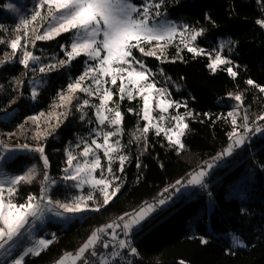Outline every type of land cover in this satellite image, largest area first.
Masks as SVG:
<instances>
[{
	"label": "trees",
	"instance_id": "obj_1",
	"mask_svg": "<svg viewBox=\"0 0 264 264\" xmlns=\"http://www.w3.org/2000/svg\"><path fill=\"white\" fill-rule=\"evenodd\" d=\"M5 2L0 0V25H3L0 39L8 40L19 23L4 8ZM162 9L173 17L184 15L195 28L204 29L201 37L204 47H210L219 38H230L231 66L237 71V77L233 79L224 70L229 65L212 72L208 68L210 57L207 54L194 56L183 51L182 59L163 61L146 56L149 66L156 71L162 70L165 76L182 86L180 96L176 97H181L187 110L193 113L192 117L186 118L189 129L181 138L184 148L178 151L170 146L164 134L157 136L154 129L147 134L146 149L141 134L140 140L131 139L132 132L136 128L142 129L145 123L140 118L141 100H120L124 120L119 154L126 155L128 160L123 173L118 171V159L112 164L113 172L120 177L112 185L119 184V192L99 211L86 210L81 218L69 221L67 228L57 230L51 245L38 256H27L24 264H51L64 253L78 249L93 231L112 218L122 217L146 202L157 201L158 194H168L177 181L186 179L208 161H218L219 154L228 147L232 131L227 113L237 102L228 93L238 91L244 94L240 110L243 115L247 111L253 129L245 134L246 138L240 145L243 148L241 156L231 161V156L227 155L226 163L213 171L205 192L192 190L195 195L191 198L181 192L179 200L173 197V203L155 212L151 220L132 234L137 249L135 264H179L181 260L186 264H264V132L256 135L252 124L256 116L264 112V93L245 83L252 79L257 85L264 86V29L255 23L257 18L264 17V5L258 0H165ZM206 15L211 20L205 19ZM35 23L38 25L40 21ZM19 34L23 35V32ZM61 45L69 46L67 34L63 33L51 41H37L34 47L29 43L28 50L39 56L40 61L30 62L28 69L19 64L18 58L0 65V141L13 149L5 154L11 159L0 161V171L19 175L31 163L38 170L33 184L20 185L19 202H23L20 198H26L30 192L39 196L45 169L38 153L15 148L17 144L36 146L39 143L45 147L49 160L46 171L51 181L48 195L53 200L68 202L91 191L86 186L77 188L75 181H64L63 177L66 144L77 140L90 142L101 126L95 109L86 107L83 113L77 111V101L74 100L69 106L70 114L60 118L63 122L59 127H55L56 115L49 116V113L65 111L64 108L53 109L52 105L54 102L59 104L58 93L65 92L67 85L85 68L84 56L60 67L57 62L67 59ZM175 49L171 47V50ZM5 52L11 53V49L7 44H0V59ZM52 64H57V67L46 73L39 71L42 65ZM16 80L23 83L17 84ZM35 81L42 83L33 100L31 93ZM116 90L117 87L113 92ZM77 95L81 101L89 99L90 104H98L95 97H88L85 93ZM113 100H119V96L114 95ZM129 108L134 112H128ZM40 113L45 114V119L39 130L47 129L49 135L37 141L33 139L36 126L28 121V117ZM82 114L83 120L80 119ZM261 122L258 124H263ZM21 124L25 125L26 131L18 128ZM10 133L16 135L10 136ZM92 193L95 201L87 203L89 207H97L103 202L102 196L97 190H92ZM50 226L58 229L60 224L52 223ZM225 232L237 234L246 247L233 248L224 240H214L216 235ZM201 237L208 243L202 244Z\"/></svg>",
	"mask_w": 264,
	"mask_h": 264
},
{
	"label": "snow or ice",
	"instance_id": "obj_2",
	"mask_svg": "<svg viewBox=\"0 0 264 264\" xmlns=\"http://www.w3.org/2000/svg\"><path fill=\"white\" fill-rule=\"evenodd\" d=\"M164 2L165 0H158V2L157 0H145L143 4L137 5L132 0H36L30 18L20 20V23L13 30L12 38L8 40L0 39V44H7L8 48L11 49V53H4L3 58L0 59V65L18 58L19 64L28 69L30 62L38 63L40 61L39 56L28 50L29 43L34 47L37 41H51L63 33H74L69 46H60L67 59H61L57 64L63 67L84 56L87 58L85 68L79 76L67 85L66 92L58 93L59 104L54 102L52 105L53 109L64 108L65 111L58 114L49 113V116L56 115L57 123L55 127H59L60 123L63 122L60 118H66L70 114L69 106L75 100L77 101L75 105L77 111L83 113V109L86 107L95 109L97 122L112 129L111 131H97L96 134L102 137L103 143H99L95 138L90 143L84 142L83 149L79 152V156L83 157L82 161L78 160L77 156L73 155L71 151L66 150L67 167L64 169V181H75L74 186L77 188L87 184L91 189L99 191L103 197L102 204L91 209H89L87 201H95L92 191H89L86 196H76L68 202L53 200L48 195L47 182L50 178L46 170L49 167V160L42 144L38 143L36 146L27 143L15 145V148L38 153L45 171L43 172V180L40 181L39 196L30 192L26 198H20L23 199V202L18 201L20 185H30L36 181L38 175L36 166L33 165L23 175L7 176L0 171V250H3L4 257L11 256L14 241L22 234V229L26 225L34 224L36 221L42 222L46 214L51 213L56 217L66 219L86 210L99 211L101 207L108 205L117 195L120 185L117 184L113 188L112 184L114 181L120 180V177L113 172L112 164L118 159L120 164L118 171L123 173L125 161L128 160L126 155L119 154L122 147L121 141L119 139L112 141V138L120 136L123 130L124 115L120 110V100H124L126 97L129 101H132L137 96L143 100L142 116L140 118L146 123L142 129L137 131L141 133L145 140V149L147 148V134L150 129H155L157 136L163 133L169 145L174 146L178 151L184 148L181 138L185 135V130L189 129L186 117H192L193 113L187 110V105H183L186 109L185 113L180 114L177 112L172 115L169 119L174 123L170 127H164L162 122L165 121L166 117L163 114L167 113L169 108L180 107L181 105L175 101L159 98L167 95L166 90L155 87V82L149 80V70L143 61L137 59L133 54V49H136L143 56L155 57L162 61L167 60L166 47L178 33L181 37L180 43L183 44L184 48H187L188 52L193 53L194 56L205 54L204 50L194 43L199 36L203 35L204 29L191 28L189 25H183L182 28L178 29L173 22L166 19L152 22L153 17L163 15L160 9ZM258 2L264 5V0H258ZM8 7L12 8L11 5ZM205 19L211 20V17L206 15ZM37 21H40L38 25L35 23ZM255 23L264 29V17L257 18ZM2 28L3 25H0V29ZM21 31L23 35L19 34ZM153 42H155L154 45ZM223 47L224 45H221V48ZM181 50L177 46V57H179ZM180 58L182 59V57ZM57 64L42 65L39 71L46 73L55 69ZM135 65H139V68H136ZM221 65H229L224 70L233 79L237 77V71L231 66L232 61L217 52L214 58L210 57L208 68L212 72H216ZM109 79L113 86L117 84V80L120 81L116 92L105 86L109 83ZM86 81L90 82L85 83ZM16 83L21 84L23 82L16 80ZM245 83L258 88L261 93H264V86L257 85L252 79H247ZM77 93H85L88 97H96L99 103L90 104L89 99L81 101ZM114 95H118L119 100L114 101ZM228 95L238 103L233 111L228 113L232 123V131L229 133V139L232 143L220 154L221 156L230 155L234 146L243 144L246 138L244 134L253 131L249 125L247 111L242 117V123L238 124L236 119L237 110L243 104V92H230ZM31 96L35 100L37 92L33 90ZM153 99H155V108L160 110L161 114L158 119L161 123H153L156 119L151 115L154 109L150 108V102ZM110 104L113 106L110 107ZM128 112H134V109L129 108ZM44 115V113H40L28 117V121H31L37 129L33 134L34 140L39 141L49 135L47 129L44 131L39 130L40 118ZM80 119H84V114L81 115ZM258 121H264V112H261L252 121L256 132H264V127H261L257 123ZM49 127H52V125H49ZM18 128L22 132L26 131L24 124L19 125ZM240 128L243 129V133L239 132ZM9 135L16 134L10 133ZM141 136L134 134L133 138L140 140ZM0 149H3L0 151V161L11 159L10 156L5 154L6 152L10 153L13 150L12 147L0 141ZM98 151H102L103 157L108 161L106 168L101 163V157L97 154ZM137 167H140L139 163H137ZM208 167L211 168L212 165L210 164ZM97 170L100 171L99 178L93 175ZM105 173L110 175L111 179L107 178ZM206 174L205 170H201L195 173L187 183L206 187L202 184L203 177ZM52 183H55V181H52ZM176 183L180 184L181 182L177 181ZM165 202L164 199H161L158 204L163 205ZM154 211L155 206L147 204L133 214L125 213V216L119 217L123 221L125 237L134 227L141 225V222L145 221ZM125 217H128V219L126 220ZM119 226L118 224H108L96 229L74 254L65 253L58 264H65L66 261H70L71 264H76L77 261H82V264H90V261L85 258V253L90 252L92 257H97L98 253L95 251V246L100 240V234L105 232V228L114 229ZM112 236L115 239L114 231ZM232 239L234 246H244L238 237L233 236ZM52 242V240L40 239L36 241L33 247L27 248L18 258H13L10 262L0 261V264H24L25 256L29 254L33 256L40 255L41 251L51 245ZM200 242L202 244L208 243L203 237L200 238ZM118 246L120 249L129 248L130 253L133 255L137 252V249L131 247L128 240H119ZM103 247L107 248L108 244L104 243ZM111 255L115 258L121 254L113 250ZM99 264H112V261L101 257ZM179 264H186V262L181 260Z\"/></svg>",
	"mask_w": 264,
	"mask_h": 264
},
{
	"label": "rangeland",
	"instance_id": "obj_3",
	"mask_svg": "<svg viewBox=\"0 0 264 264\" xmlns=\"http://www.w3.org/2000/svg\"><path fill=\"white\" fill-rule=\"evenodd\" d=\"M6 4L4 6V8L13 16L16 18L17 22L20 23V20L22 18H30L31 14L33 13V10H34V6H35V3H36V0H5ZM133 3L137 4V5H141L145 2V0H132ZM158 2V0H157ZM11 5L12 8H9L8 6ZM161 13L163 14L161 17H153V21L152 22H157V21H160V20H164L166 19L167 21H171L173 22L177 27L178 29L182 28L183 25H189L191 28H195L192 24H191V21L188 17H185L184 15H179V16H171L169 13L165 12L162 7L160 9ZM198 29V28H196ZM64 34H67L68 35V41H69V45L71 44L72 42V39H73V35L74 33H64ZM186 37H187V34H186ZM201 36H199L197 38V40L194 42L196 46H198L199 48L203 49L204 50V53L209 55V57L211 58H214L216 53L219 52L221 56L223 57H226L228 60L231 61V58H230V55H231V51H232V41L230 38L228 37H225V38H219L214 44L210 45V47H204L202 42H201ZM180 40H181V37L179 35V33L173 38L172 42L166 47V55L168 56V58H179L180 57H183V55H181V53L184 51L185 53H190L187 51V48H184L183 47V44L180 43ZM155 44V42H153V45ZM221 45H224L223 48H221ZM174 46L176 49L175 50H171V47ZM177 46H179L182 50L180 51V54H179V57L176 56V52H177ZM146 47H148L146 45ZM133 54L134 56L137 58V59H140L143 61V63L145 64L146 68L149 70L150 72V75H149V80L150 81H154L155 82V87L157 89H165L166 90V93L167 95L166 96H163V97H159L160 99H165V100H171V101H175L177 104L181 105L180 107H172V108H169L168 109V112L167 113H164L163 115H165L166 119L163 123V126L164 127H170L172 123H174V121H170V117L172 115H175L177 112H179L180 114H184L186 109L185 107H183V105H186L185 101L182 100L181 97H176V96H180V91L182 90V86L179 85L178 83L172 81L169 77L165 76L160 70L156 71L155 69H153L151 66H149L147 63H146V56H143L138 50L136 49H133ZM193 54V53H192ZM87 60V58L85 57V60H84V66H85V61ZM89 63H91L89 61ZM223 66V65H221ZM220 66V67H221ZM136 68H139V65H135ZM105 79H108V78H105ZM90 81H86L85 83H89ZM42 82H34V86H33V90H37V88L39 87V85L41 84ZM119 83L120 81L117 80V84L115 86L111 85V82H110V79H109V83L107 85H105L106 87H109L112 89L117 87L118 89V86H119ZM66 92V91H65ZM96 98V97H95ZM137 99H140L141 100V109L143 107V100L137 96L136 97ZM98 99V98H97ZM125 99H127L125 97ZM98 103H99V100H98ZM238 102H236L232 108L228 111L229 112H232L233 109L236 107ZM110 107H112L113 105L110 104L109 105ZM150 108L154 109L152 112H151V115L153 117H155L156 119L153 121V123H161L159 121V115L161 114L160 113V110L159 109H156L155 108V99H153L151 102H150ZM141 109H140V116H142V112H141ZM183 109V110H182ZM238 111V115L236 116V119L238 121V124L239 123H242V117H243V113L241 112L240 108L237 110ZM227 113V115H228ZM187 118V117H186ZM230 118V117H229ZM45 119V116L41 117L40 118V125L42 124V121ZM231 119V118H230ZM144 121V120H143ZM146 123V121H144ZM144 123V124H145ZM258 123V122H257ZM263 124H260L261 127H264V121L261 122ZM250 125V124H249ZM250 127L252 128V125H250ZM138 128H136V130H134L132 132V135H131V139H133V135H137V136H140V132L137 131ZM100 130H103V131H111L112 129L108 128L107 125H101L99 127V129L96 130V133L97 131H100ZM155 130V129H154ZM239 132L240 133H243V129L240 128L239 129ZM95 133V136L92 138V139H97V141L99 143H103V139L102 137L100 136H97V134ZM263 132H256L255 131V134L256 135H261ZM245 135V134H244ZM116 139H119L121 141V134L120 136L118 137H113L112 138V141L116 140ZM231 141V140H230ZM84 142L83 141H79L77 140L76 142H73L72 144L68 145L66 144L65 146V157H64V162H65V165H64V169L67 167V164H66V160H67V151H71L73 153V155H76L77 156V159L82 161L83 160V157H80L79 156V152L83 149V146L82 145ZM90 143V142H89ZM79 145V147H78ZM95 147V146H93ZM15 150H18V149H15ZM16 151H14L15 153ZM98 155H100L101 157V163L102 165L106 168L107 167V164H108V161L103 157V152L102 151H98L97 153ZM221 154V153H220ZM219 154V157H218V161L216 159L214 160H211V161H208L204 164V166H201L200 168L194 170L193 172L190 173V175L180 181L181 183L180 184H176L174 186V188L176 189L177 192H182V193H185V194H189L195 190V192H198V193H203L205 192L204 190L208 189V181L211 180L212 178V173L213 171L215 170V168L217 166H221V165H224L227 161V155L225 156H221ZM238 156H241V153H238L237 154ZM10 156V155H8ZM232 161V160H231ZM212 165L211 168L208 167V165ZM33 165H35L34 163H31L29 165L26 166L25 168V171L22 173V174H19V175H23L29 168H31ZM201 170H205L207 172V174L203 177V180H202V184L206 185V187H203L201 185H189L187 183V181L197 172L201 171ZM7 176H13V175H10V174H6ZM64 175H65V172H64ZM93 175L97 178H99L100 176V171L97 170L96 172L93 173ZM106 177L111 179L110 175H108L107 173H105ZM50 180V179H49ZM51 183V181H50ZM76 183V182H75ZM89 187L87 184L85 185H82L81 187L79 188H82V187ZM112 187L114 188L115 186L112 185ZM90 188V187H89ZM90 190L92 191L93 189L90 188ZM195 192H193L190 196H187L188 198H191V197H194L193 195H195ZM169 194V193H168ZM168 194H165L163 192L159 193L158 194V199L157 201L153 202V201H149V202H146L144 203L143 205H141L140 207L136 208L135 210H133L132 212L128 213V214H133L134 212L136 211H139L142 207H145L147 204H152V205H155L154 203H157L158 204V201L161 200V199H165V203L162 206V208H166L168 207L171 203H173V197L170 198V196ZM228 196H230L228 194ZM103 199V197H102ZM180 198H175V200H179ZM94 206H91L89 207V209L93 208ZM83 213V212H82ZM82 213H79V214H76V215H72V216H69L67 217L66 219H62V218H59V217H56L54 216L53 214L51 213H48L45 215L43 221H36L34 224H30V225H26L24 229H22V234L15 239L14 241V247H13V250H12V253H11V256L9 257H4L3 255V250H0V261H8L10 262L11 259L13 258H18L20 255L23 254V252L29 248V247H33V245L36 243V241L40 240V239H47V240H54L53 239V236L54 238L57 236V230H60V229H65L67 228L68 226V223L69 221H71L73 218H81V214ZM155 213L152 212L149 217L141 222V225L139 226H136L134 227L128 235H132L134 232H136L137 230H139L141 227L144 226V224L146 222H148L149 220H151L153 218V214ZM125 216V215H123ZM125 219L127 220L128 217H125ZM52 223H59L60 224V227L58 229L50 226ZM123 223V221H122ZM108 224H119V221L115 218H112L110 222L106 223V224H103L101 225L100 227H104ZM49 225V226H47ZM99 227V228H100ZM41 228H44L43 229V232L42 233H39V230ZM113 231L115 232V238L119 232L118 230V227H115L114 229H109V228H105V232L104 233H101L100 234V237L101 239L98 241L99 244H97L95 246V251L98 253V256L97 257H92L90 255V252H87L85 253V258H87L89 261H90V264H93L95 259L98 258V257H103V258H106L110 261H114L115 259L112 257L111 254H109L108 256L104 255L103 251L106 249L105 247H103L104 243H107L108 246L110 244V241L113 239V236H112V233ZM233 236H236L238 237L244 244L243 247H246V244L245 242L235 233L233 232H225V233H222V234H218L214 237V240H217V241H222L224 240L225 243L229 244L230 247H233V248H243V247H239V246H234L233 245V239L232 237ZM87 240V239H86ZM227 241V242H226ZM85 242V241H84ZM81 246V245H80ZM79 249V247H78ZM78 249H76L75 251L73 252H66V253H75ZM112 253V252H111ZM65 255V253L63 255H61L57 260H55L54 262H52L51 264H58V261L61 259V257H63ZM27 256H33L31 254L27 255ZM25 256L24 259L27 257ZM123 264H128V262L126 260H123L122 262ZM65 264H71L70 261H66ZM76 264H82V261H77Z\"/></svg>",
	"mask_w": 264,
	"mask_h": 264
},
{
	"label": "built area",
	"instance_id": "obj_4",
	"mask_svg": "<svg viewBox=\"0 0 264 264\" xmlns=\"http://www.w3.org/2000/svg\"><path fill=\"white\" fill-rule=\"evenodd\" d=\"M230 143H232V141H229V144ZM242 151H243L242 146H234L233 149H232V152L230 154V156L232 158V161H234L235 157L238 156L237 154L241 153ZM47 184H48V186L50 185V180L47 182ZM165 199L166 198H164V200ZM154 204H155L154 205L155 206V212L160 211L162 209L161 205H159L157 203H154ZM114 218L119 221V224H118V225H120L118 227L119 232H118L116 238L112 239L110 241L109 246L103 251V253H104V255L108 256L109 254H111V252H113V250H115V251H118L121 254L119 257H115L114 258L115 260L112 261V264H123L122 263L123 260H126L128 262V264H135V254L134 255L131 254L129 248L120 249L119 246H118L119 240L124 239V240L130 241L131 247L135 248V246L133 244V240H132L133 236L132 235H128L127 237H125L124 232H123V223H122V221L119 219V216H116ZM99 260H100V257L96 258L93 264H99Z\"/></svg>",
	"mask_w": 264,
	"mask_h": 264
},
{
	"label": "crops",
	"instance_id": "obj_5",
	"mask_svg": "<svg viewBox=\"0 0 264 264\" xmlns=\"http://www.w3.org/2000/svg\"><path fill=\"white\" fill-rule=\"evenodd\" d=\"M193 192H191L190 193V195L192 194ZM181 194V192H177L176 191V189L175 188H173V189H171V191L169 192V196H170V198H172V197H177V198H180V197H182V195H180ZM189 195V194H188Z\"/></svg>",
	"mask_w": 264,
	"mask_h": 264
}]
</instances>
